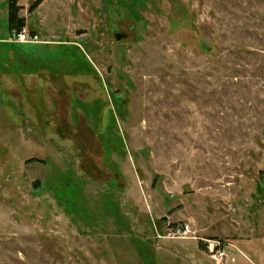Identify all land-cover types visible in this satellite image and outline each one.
<instances>
[{
  "label": "rangeland",
  "instance_id": "rangeland-1",
  "mask_svg": "<svg viewBox=\"0 0 264 264\" xmlns=\"http://www.w3.org/2000/svg\"><path fill=\"white\" fill-rule=\"evenodd\" d=\"M36 1L20 43L0 0V264H264V0Z\"/></svg>",
  "mask_w": 264,
  "mask_h": 264
},
{
  "label": "trees",
  "instance_id": "trees-1",
  "mask_svg": "<svg viewBox=\"0 0 264 264\" xmlns=\"http://www.w3.org/2000/svg\"><path fill=\"white\" fill-rule=\"evenodd\" d=\"M40 3V0L34 2L31 10H34ZM21 5L19 0H8V26L10 30L20 31L26 27V18L20 16Z\"/></svg>",
  "mask_w": 264,
  "mask_h": 264
},
{
  "label": "built area",
  "instance_id": "built-area-1",
  "mask_svg": "<svg viewBox=\"0 0 264 264\" xmlns=\"http://www.w3.org/2000/svg\"><path fill=\"white\" fill-rule=\"evenodd\" d=\"M15 39L20 43H37L39 41V34H32L27 31L26 28H23L20 31H15L13 33ZM192 231L190 223H184L175 229L174 234L180 235V237L185 238L189 236V233Z\"/></svg>",
  "mask_w": 264,
  "mask_h": 264
},
{
  "label": "water",
  "instance_id": "water-1",
  "mask_svg": "<svg viewBox=\"0 0 264 264\" xmlns=\"http://www.w3.org/2000/svg\"><path fill=\"white\" fill-rule=\"evenodd\" d=\"M126 36H127L126 33H117V34H116V38H117V39H121V38H124V37H126Z\"/></svg>",
  "mask_w": 264,
  "mask_h": 264
}]
</instances>
